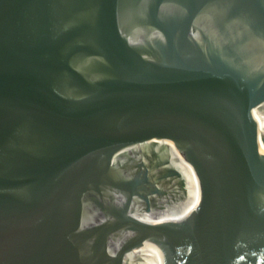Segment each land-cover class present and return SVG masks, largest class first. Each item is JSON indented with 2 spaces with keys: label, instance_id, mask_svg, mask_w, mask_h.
<instances>
[{
  "label": "water",
  "instance_id": "95a60500",
  "mask_svg": "<svg viewBox=\"0 0 264 264\" xmlns=\"http://www.w3.org/2000/svg\"><path fill=\"white\" fill-rule=\"evenodd\" d=\"M263 103L264 0H0V264H264Z\"/></svg>",
  "mask_w": 264,
  "mask_h": 264
},
{
  "label": "bare ground",
  "instance_id": "6f19581e",
  "mask_svg": "<svg viewBox=\"0 0 264 264\" xmlns=\"http://www.w3.org/2000/svg\"><path fill=\"white\" fill-rule=\"evenodd\" d=\"M257 121L259 122L261 129L264 133V103L258 108V116H257ZM165 221V225L167 227V229L172 228L173 231L167 230V229H155V231H160L163 232L165 234L164 238L162 240H166L169 244V247L173 241L175 232H176V216L174 214V212L172 211V209L170 208V214L164 218ZM151 262V260H150Z\"/></svg>",
  "mask_w": 264,
  "mask_h": 264
},
{
  "label": "rangeland",
  "instance_id": "374dc122",
  "mask_svg": "<svg viewBox=\"0 0 264 264\" xmlns=\"http://www.w3.org/2000/svg\"><path fill=\"white\" fill-rule=\"evenodd\" d=\"M169 249V246H162L157 248L155 251L151 254V264H163L165 254L167 250Z\"/></svg>",
  "mask_w": 264,
  "mask_h": 264
}]
</instances>
